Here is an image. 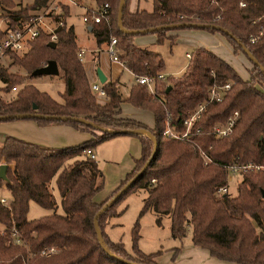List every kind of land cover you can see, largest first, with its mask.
Returning <instances> with one entry per match:
<instances>
[{"label":"trees","instance_id":"1","mask_svg":"<svg viewBox=\"0 0 264 264\" xmlns=\"http://www.w3.org/2000/svg\"><path fill=\"white\" fill-rule=\"evenodd\" d=\"M51 0H33L28 6L16 0H0L10 13L14 26L20 19L43 7ZM82 1V0H80ZM100 8L110 5V21L93 23L99 44L117 38L119 57L135 74L155 77V91L147 84L134 83L129 96L122 94L119 80H106L102 86L109 97L100 103L92 91L80 55L81 48L73 25L67 24L71 6L63 3V10L52 21L64 19L66 24L57 29V45L52 46L51 34L42 29L23 54H13L11 61L25 69L27 78L32 71L55 59L60 75L65 80L62 101L33 83L18 79L9 66H0V78L14 95L0 92V114L39 112L67 116H82L95 124L73 119L27 117L40 125L70 124L93 134L89 140L76 145L54 147L9 135L0 145V164L7 163V180L0 178V192L5 186L10 204L1 201L0 194V264H128L111 255L98 240L94 217L108 199L98 202L96 194L105 186L106 176L96 157L86 153L102 141L118 133L109 129L145 128L157 137V150L145 172L99 218L106 245L117 255L143 264H160L155 257L160 251L146 253L138 246L140 221L133 230V250L122 239L113 240L104 227L113 216L124 211L119 201L129 192L144 188L140 215L153 210L157 222L165 215L171 218V233L183 240L192 231L194 244L209 249L220 259L241 264H264V170H247L238 183V193H219L228 184L227 164L254 161L264 164V72L245 51L248 48L264 66V0H153V8L130 10L126 0L123 25L127 29H143L176 22L210 24L201 28L219 32L232 45L235 53L244 52L254 64L251 80H245L237 69L208 47H196L183 72L178 76L164 72L163 55L149 46L135 43L139 34L127 32L118 26L117 12L120 0H90ZM241 1L245 4L241 5ZM89 8L87 13H92ZM231 31L243 43L217 27ZM172 29L155 31L158 43L174 42ZM252 37H256L252 41ZM231 82L222 100H209L212 85ZM171 86L169 90L167 87ZM151 109L156 118L155 127L136 119L119 116L122 101ZM206 103V108L195 121L189 138H177L165 132L167 122L183 129V118L188 112ZM36 105L37 107H34ZM240 111L232 132L217 136L213 127L227 122ZM18 118H11L14 120ZM179 119V120H178ZM137 135L143 144L142 156L136 159L134 169L115 192L126 183L152 155L153 139L144 133ZM202 151L209 161H205ZM153 179H155L153 181ZM114 192V193H115ZM114 195V194H113ZM112 195V196H113ZM35 201L52 212L40 217H29L31 202ZM106 219V220H105ZM21 239L17 243L14 230ZM55 251L43 253L46 248ZM180 247L175 248V257Z\"/></svg>","mask_w":264,"mask_h":264},{"label":"crops","instance_id":"2","mask_svg":"<svg viewBox=\"0 0 264 264\" xmlns=\"http://www.w3.org/2000/svg\"><path fill=\"white\" fill-rule=\"evenodd\" d=\"M75 1L76 2L73 3L70 2V0L67 1L63 0L62 3H67L71 6V13L67 19V24L74 26L77 35V42L82 50L81 56L89 81L91 83L98 82L101 85L103 84L99 80L97 74V67L100 66L107 75V80H113V81L119 80V85L122 94L125 97L129 96L133 84L137 83L136 74L130 68H128L122 61L113 60L111 55L107 52L108 43L104 42L99 44L97 42L94 32L92 31L93 28L92 24L87 25L83 21L82 16L88 11L89 8H97L94 2L92 3L90 0H82V1L75 0ZM141 8L149 9L144 5H142V0H131L130 2L131 11H137L138 9ZM74 9L77 10L74 11ZM76 19L80 20L81 24L83 23L82 27L84 26L83 28L86 31V35L83 38H80V34L77 33ZM183 31H186L184 32L183 36H185V39L187 41L193 40L197 36H199L202 42L200 44H197L196 47L203 46L210 48L219 56H221L223 59L228 61L232 66H234L237 69V71L245 79L248 80L247 78L248 74L244 75L242 73V70L240 69V59L237 60V57L241 55V52L235 53L232 45L228 42V40L225 38L224 35H222L219 32L213 33L201 28L172 29L169 32V34L176 35V38L174 40L175 42L179 38L180 33ZM134 41L138 45L151 47L152 44L158 42L157 34L154 32L139 34L134 38ZM151 48L154 49L153 47ZM158 52L162 54L161 51ZM188 53L189 52H186V56L187 58H190L188 56ZM187 64L188 63H186L183 66V68H181V73L183 72ZM125 71L129 72L132 75L133 78H131V80H129V78L127 79L124 77ZM167 73L168 72L166 71V74ZM95 95L100 103L104 104L109 101V97L107 94H95ZM118 115L127 118L136 119L140 122L147 124L150 127H155L156 125V118L154 112L151 109L136 106L133 103L126 100L122 101L120 112ZM11 121L13 122L0 123V145L9 135L54 147L76 145L86 140H89L93 137V134L90 131L76 128L75 126L70 124L52 123L47 125H40L35 120L23 119V118L14 119ZM111 138L123 142L124 144L127 145V147L123 149L122 155L120 157V162H121L120 166L115 164L110 165L106 163L104 167V173L105 170L106 172L107 170H111L113 172L109 174L107 172V174H105L106 185L107 184L110 185L111 183L110 185L111 191L108 192L107 190L108 188L104 186V188L100 190L95 196V199L98 202H102L108 199L109 197H112L115 190L121 185L123 180L126 179L127 174L134 169L136 165V159L142 156L143 144L141 139L137 135H133L129 133H120ZM96 159L98 160L97 154H96ZM3 191L8 192L5 186L1 189L0 193L1 195L6 196L9 199V192L7 194V193H3ZM112 218L108 223V227L109 225H112ZM107 228L106 231L111 237V233L109 232V229L107 230ZM171 239L172 240L170 245H168L163 249H160L159 254L155 257V260L160 264H241L238 262L217 258L210 253L209 249L194 244L192 241L191 229L188 231V234L183 238V240H180L179 238H175L173 236L171 237ZM177 246H179L180 249L177 255L173 257L175 248Z\"/></svg>","mask_w":264,"mask_h":264},{"label":"rangeland","instance_id":"3","mask_svg":"<svg viewBox=\"0 0 264 264\" xmlns=\"http://www.w3.org/2000/svg\"><path fill=\"white\" fill-rule=\"evenodd\" d=\"M16 1L20 5L27 6V4L31 3L33 0H16ZM62 2L60 1L59 3L63 4ZM29 5L30 4H28V6ZM142 5H144L149 9H152L153 0H142ZM76 10L74 9V11ZM82 24L80 20L76 19V25H77L76 29H77V33L80 34V38H83L86 35V31L83 28L84 26L82 27ZM184 32L186 31L181 32L179 38L173 43H171L170 40H165L163 43L156 42L151 45V47H153L154 49L162 52L163 57L165 59L164 71L165 73L167 71L168 75H173V76L180 75L181 68H183V66L189 62L188 60L189 58H187L186 52L192 53L193 50L196 48V45L202 42L199 36H197L193 40L187 41L185 39V36H183ZM239 59H240V69L242 70V73L244 75L248 74L247 78L248 80H251L252 76L250 72L254 70V64L245 55L244 52H241V55L237 57V60ZM11 61L12 60H9L10 63ZM9 69L11 71L14 70L15 72H17L18 79H23L22 81H25L23 84L33 83L39 89L47 91L57 100L59 101L63 100L61 93L65 89V80L60 74L38 75L27 78V76H25L26 75L25 69L18 65L10 64ZM124 77L127 79L129 78V80L133 78L132 75L127 71H125ZM3 86H5V83L0 78V87ZM0 92L6 94L7 97V95L8 96L14 95L16 90H11L10 92H4V90H0ZM2 122H13V121L0 120V123ZM126 147H127L126 144H124L121 141H117V139L114 138L104 140L100 144H98L97 147H94V151L97 154L98 161L100 163V166L103 168V170L106 163L110 165L115 164L120 166L121 165L120 157L122 155L123 149ZM107 172L108 174L113 173L111 170H107ZM107 172L105 170V174H107ZM241 180H242V174L233 176V179L231 180L228 178V185L230 188L228 192L229 194L236 195L238 193V183ZM110 185L108 184L106 185L105 182V186L106 188H108L107 189L108 192L111 191ZM3 193L8 194V192L6 191H3ZM146 196H147V191L144 188H140L138 190L129 192L119 201L118 208L119 209L124 208V211L112 218V225H109L108 227V223L104 221V227L105 229L108 227L107 230L109 229V232L111 233V237L114 240L122 239L125 243V246L130 251L133 250L132 246L134 243L132 230L138 218L140 221V226H139L140 236L138 238L137 243L138 246L144 252L150 253V252L160 251V249H163L168 245H170L172 240L171 239L172 234L170 229L171 218L168 215H165L163 217L161 224L157 222V215L151 209L147 210L146 212L140 215L142 206L144 204V198ZM50 212H52V210L44 208L37 202L32 201L29 210V217H40Z\"/></svg>","mask_w":264,"mask_h":264},{"label":"built area","instance_id":"4","mask_svg":"<svg viewBox=\"0 0 264 264\" xmlns=\"http://www.w3.org/2000/svg\"><path fill=\"white\" fill-rule=\"evenodd\" d=\"M63 0H51L45 7L32 12L27 20H18L13 26L10 22L11 16L10 13L4 8L0 3V66H9V60H12L13 54H23L25 53L32 44V41L40 34L42 29H45L48 33L51 34V40L57 41V29L66 24L64 19L53 20V17L59 15L63 10V5L59 2ZM75 3V0H70ZM241 5L245 4L244 1L240 2ZM62 5V6H61ZM83 21L89 25L93 23H98L103 20L110 21V5L105 3L100 8H94L92 13H85L82 16ZM256 37H252V41H255ZM117 38L112 37L107 46V52L111 55L113 60L125 62L119 57L117 50ZM82 50L80 51V55ZM190 57L191 54L188 53ZM9 58V59H8ZM82 58V56H81ZM160 77L165 78L166 73L161 72ZM136 81L139 83L147 84L150 91H155V77L147 74H136ZM231 87V82H227L223 85H212L209 89V100H222ZM92 91L95 94H106L103 86L94 82L91 83ZM13 90H16V86L13 87ZM206 103H201L197 108L192 109L188 112V115L183 118V129H178L177 126H173L170 121L167 122L166 133L171 134L177 138H189L191 136L192 127L195 121L200 117L202 111L206 108ZM240 115V111L236 110L228 119L227 122H218L213 127V132L217 136L228 135L232 132L233 126ZM179 120V119H178ZM86 153L91 157H96L94 149L88 148ZM202 155L205 161H209V157L206 152L202 151ZM226 168L228 170L229 179H233V176L242 174L247 170L260 171L264 170L263 163H256L254 161L248 162H235L232 164H227ZM155 179H153L154 181ZM230 190L229 185L225 184L218 189L219 193H228ZM1 201L4 204H10V199L6 196L1 197ZM13 236L17 243H21V239L17 235V230L13 232ZM52 251H55L54 247L46 248L43 250V253L48 254Z\"/></svg>","mask_w":264,"mask_h":264},{"label":"water","instance_id":"5","mask_svg":"<svg viewBox=\"0 0 264 264\" xmlns=\"http://www.w3.org/2000/svg\"><path fill=\"white\" fill-rule=\"evenodd\" d=\"M125 4H126V0H120L119 2V6H118V12H117V19H118V26L120 28H122L123 30L130 32V33H134V34H143V33H148V32H155L158 30H162V29H172V28H178V27H211L210 24H204V23H197V22H176V23H170V24H163V25H158V26H153V27H148V28H143V29H127L124 27L123 25V13H124V8H125ZM213 27H217L220 30L230 34L231 36H233L236 40H238V42L240 44H243L237 36H235L231 31H229L228 29L222 27V26H213ZM52 46H56L57 45V41H52L50 43ZM245 51L247 52V54L249 55V57L256 63L258 64L261 69L264 72V66L260 63V61L254 56V54L248 49V48H244ZM33 75H59L60 74V68L58 65L57 60L55 59H51L48 62L42 64L41 66H38L37 68H35L32 71ZM97 74L99 77V80L104 83L107 80V75L105 74V72L103 71V69L98 66L97 67ZM171 86L167 87V90L170 89ZM34 107H37L36 105H34ZM27 117H40V118H47V119H73V120H77V121H81L84 122L86 124H91L94 126H97L98 128H102L104 129L105 127L100 126L95 124L93 121L82 117V116H67V115H56V114H43V113H39V112H21V113H16V114H0V120H8L11 118H27ZM111 131H113L114 133H146L147 135H149L153 141H154V148H153V152L152 155L146 160V162L143 164V166L126 182L124 183L115 193L114 195L107 201L105 202L102 207L97 211V213L95 214L94 217V225H95V230L97 233V237L98 240L101 244L104 245L105 249L111 253V255L117 257L119 260L126 262L128 264H143L140 262H136L133 260H130L126 257L117 255L116 253H114L109 247L108 245H106L105 240H104V234L102 231V228L99 224V218L100 216L103 214V212L110 207L123 193H125L130 187L131 185L145 172V170L148 168L150 162L152 161L156 150H157V137L155 135H153L149 130L145 129V128H135V129H109ZM7 170H8V164L7 163H2L0 164V178L7 180ZM262 194L264 197V189H262Z\"/></svg>","mask_w":264,"mask_h":264}]
</instances>
